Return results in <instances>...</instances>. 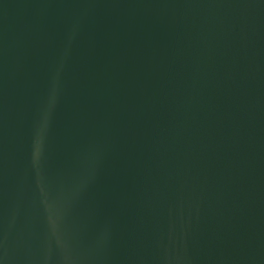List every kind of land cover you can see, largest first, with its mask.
I'll return each mask as SVG.
<instances>
[{
  "label": "water",
  "instance_id": "obj_1",
  "mask_svg": "<svg viewBox=\"0 0 264 264\" xmlns=\"http://www.w3.org/2000/svg\"><path fill=\"white\" fill-rule=\"evenodd\" d=\"M0 264H264V0H0Z\"/></svg>",
  "mask_w": 264,
  "mask_h": 264
}]
</instances>
